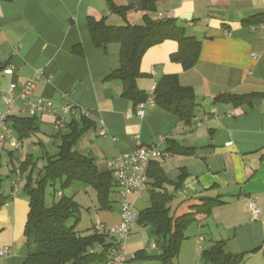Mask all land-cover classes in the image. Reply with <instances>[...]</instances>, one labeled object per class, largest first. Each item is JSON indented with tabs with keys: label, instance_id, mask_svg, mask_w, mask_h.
Instances as JSON below:
<instances>
[{
	"label": "crops",
	"instance_id": "0c3cea01",
	"mask_svg": "<svg viewBox=\"0 0 264 264\" xmlns=\"http://www.w3.org/2000/svg\"><path fill=\"white\" fill-rule=\"evenodd\" d=\"M139 1L113 0L119 7L135 6L125 20L110 11L107 0H0V63L7 64L0 73V87L7 90L15 84L19 92L34 81L31 99L45 98L58 105L74 103L90 110L91 128L75 150L92 158L102 170H107L108 160L135 151L139 144L163 154L151 164L159 165L166 175L165 189L175 218L195 213L203 199L224 203L209 216H197L186 231L175 264L201 262L203 252L219 241L225 242L230 253L245 254L243 264H264V24L243 26L250 17L264 15V0H166L148 13L155 20L173 13L177 24L202 42V50L198 64L184 71L170 59L178 50L177 42L170 40L151 48L142 59L145 76L138 80V87L148 93L162 77L178 75L183 86L194 90L198 103L195 120L217 110L201 126L195 120L187 126L157 106L146 107L140 117L133 103L122 97L121 84L106 81L120 67L121 47L118 43L96 47L88 19H105L114 27L143 25L146 12L137 9ZM77 49L82 55L75 52ZM37 73L42 75L35 79ZM222 94L261 96L251 104L235 106L217 102ZM22 108L23 102L18 100L12 115L28 118ZM231 112L234 117H227ZM81 119L67 116L66 126L56 130L55 116L43 115L37 120L40 131L24 141L29 144L28 152L19 155L11 145L8 149L0 144V156L6 153L10 162L24 161L38 147H44L39 135L50 142L59 140L60 145L58 132L68 133V125ZM101 122L106 136L99 134ZM170 142L192 154L170 152ZM24 182L25 176L16 197L0 208V252L7 251L0 253V264H25L33 247L26 237L30 207L22 194ZM71 186L77 191L89 189L80 182ZM149 189L130 197L136 222L138 213L150 207ZM11 190L5 195L10 196ZM114 193L119 197L117 187ZM251 200L260 209L257 219L250 211ZM95 215V222L116 226L121 219L120 202ZM140 251L128 245L129 263V257Z\"/></svg>",
	"mask_w": 264,
	"mask_h": 264
},
{
	"label": "trees",
	"instance_id": "16d2710c",
	"mask_svg": "<svg viewBox=\"0 0 264 264\" xmlns=\"http://www.w3.org/2000/svg\"><path fill=\"white\" fill-rule=\"evenodd\" d=\"M166 0H140L137 9L146 12L143 25H126L114 27L106 24L105 19H88L91 40L96 47H105L111 43H118L120 51V67L112 71L106 81L118 82L122 86V97L131 101L137 108L147 102L148 95L138 87V80L145 75L141 71L144 55L153 47L166 41H175L178 50L171 55V61L182 66L184 71L193 69L200 59L202 42L196 37L188 35L185 28L180 27L176 19H152L148 13L155 12L159 2ZM112 13L120 15L126 20L127 15L135 6L119 7L113 0H107ZM264 24V15L250 17L243 22V26ZM82 55L81 49L75 51ZM7 69V64L0 63V73ZM259 94L232 95L222 94L216 98L217 102L231 103L235 106L251 104L260 97ZM157 107L178 118L180 122L191 126L196 115L198 103L194 90L180 83L178 75H166L157 82L154 96ZM39 118L19 117L10 115L7 122L13 128L17 139L24 141L37 134L40 129ZM69 132L56 135L60 138L58 153L45 156V165L37 175V163L33 156H27L20 162L19 169L25 176L22 194L29 201V215L26 224V237L33 242L25 264H107L111 244L107 237L95 231L90 235H82L76 230L77 225L69 226L68 222L76 218L79 207L74 199L64 196L52 206L46 203V189L61 183L62 188L80 182L92 187L101 204L102 210H110L113 202L111 195L117 187L116 181L109 170L100 169L95 161L75 150L82 136L91 128L87 118L81 122L68 125ZM178 148V150H176ZM182 155L192 154L191 150L176 147L170 142L168 149ZM150 207L140 211L137 224L148 231L150 242L154 241L157 254L148 256L146 251L137 253L136 258L157 260L160 264H175L186 240L187 229L197 221V216L211 215L213 210L224 205L217 199H203L204 204L195 213L175 218L171 214L169 204L171 197L165 185L168 183L166 175L157 164H151L148 171ZM185 175L180 178V186ZM0 176V208L4 207L11 197L2 192ZM78 222V221H77ZM103 247L101 253L94 251V247ZM245 254H232L226 249L224 241L215 242L202 254V264H243Z\"/></svg>",
	"mask_w": 264,
	"mask_h": 264
},
{
	"label": "built area",
	"instance_id": "2783aa9c",
	"mask_svg": "<svg viewBox=\"0 0 264 264\" xmlns=\"http://www.w3.org/2000/svg\"><path fill=\"white\" fill-rule=\"evenodd\" d=\"M161 19H174L173 13L161 15ZM42 73H37L35 79L40 78ZM34 81L28 82L23 88L17 92V85L10 84L7 90L0 87V144L9 143L14 153L22 155L23 145L14 134L13 128L7 122L8 117L12 115V108L18 100L23 102L22 111L30 118L41 117L46 114L55 116L54 126L56 130H62L66 126L67 116H76L80 118H89L92 112L88 109L80 108L74 103L58 105L55 102L45 99H31L30 94L33 91ZM157 89L155 83L151 90L147 93L148 100L137 106V115L144 116L145 109L148 106H156L154 96ZM217 113L216 108L211 114H205L196 119L195 124L201 126L209 121L211 115ZM227 117H234L231 112ZM102 128L99 132L100 136H106L107 130L104 123L101 122ZM115 141V139H113ZM164 155L155 150L152 146L139 144L137 149L130 153H121L117 157L107 161V170H109L117 184V193L121 205V219L114 227H106L102 222L97 221L95 230L107 237L108 243L111 244L109 251V262L107 264H129L126 254L129 240L132 235L133 223L136 221L135 206L130 201L133 193H143L149 189L148 169L154 158L163 157ZM16 179L12 182V190L10 197L15 198L19 192L24 174L21 173L19 167L15 170ZM62 193H60V196ZM8 204V203H7ZM250 211L253 219H257L260 215V209L255 201H250ZM203 238L198 241V249L201 251V243ZM156 249V246H153ZM2 255L7 251L0 252ZM200 254V253H199ZM197 264H202L198 262Z\"/></svg>",
	"mask_w": 264,
	"mask_h": 264
},
{
	"label": "rangeland",
	"instance_id": "374dc122",
	"mask_svg": "<svg viewBox=\"0 0 264 264\" xmlns=\"http://www.w3.org/2000/svg\"><path fill=\"white\" fill-rule=\"evenodd\" d=\"M65 132V130L63 131ZM39 138H42L44 147H38L35 152H33L34 161L37 163V168L35 170V175L43 169L45 165V156L48 153L49 155H56L58 152L59 147V140L56 141H48L45 139L43 135H39ZM54 142H56V147L54 145ZM23 152H28L29 144L27 142H24L23 144ZM6 147L9 149L11 146L10 144H6ZM25 155V154H24ZM20 166L19 160H13V162H10L8 160L7 154L3 153L0 156V176L2 179L1 183V189L4 194H7V192L11 189V180L16 179L15 170ZM25 184V182H24ZM23 184V185H24ZM22 185H20L21 188ZM23 189V187H22ZM20 191V189H19ZM60 193H63L64 196L74 199V201L77 203L79 207V211L76 218H72L69 220L68 225L73 226L77 225L76 230L79 231L82 235H90L94 233L95 230V224H96V213L98 211H101V204L98 200L96 191L89 187L87 192L85 191H77L72 186H67L65 188H62L61 183L57 182L55 186H48L46 189V203L48 206H52L55 202H58L62 196H60ZM111 201L113 204H118L120 202L119 197L116 196L115 193L111 195ZM78 221V222H77ZM149 235L147 229L139 226L136 221L133 223V231L131 238L129 240L128 245L133 244L134 248L142 249L146 251V254L148 256H153L157 254L156 250L152 249V245L155 244L154 241L149 242ZM94 251L97 253H101L103 251V247L100 245H96L94 247ZM135 255H132L129 257L130 263L129 264H159L157 260H151V259H142L139 260L136 257H133ZM133 257V258H132Z\"/></svg>",
	"mask_w": 264,
	"mask_h": 264
},
{
	"label": "water",
	"instance_id": "95a60500",
	"mask_svg": "<svg viewBox=\"0 0 264 264\" xmlns=\"http://www.w3.org/2000/svg\"><path fill=\"white\" fill-rule=\"evenodd\" d=\"M184 19H185V20H190V18H186V17H185Z\"/></svg>",
	"mask_w": 264,
	"mask_h": 264
}]
</instances>
